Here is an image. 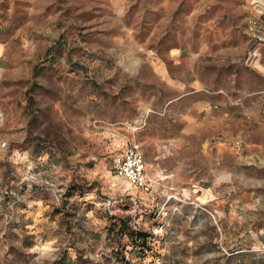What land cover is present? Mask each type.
Wrapping results in <instances>:
<instances>
[{"label":"rangeland","instance_id":"obj_1","mask_svg":"<svg viewBox=\"0 0 264 264\" xmlns=\"http://www.w3.org/2000/svg\"><path fill=\"white\" fill-rule=\"evenodd\" d=\"M0 264H264V0H0Z\"/></svg>","mask_w":264,"mask_h":264},{"label":"built area","instance_id":"obj_2","mask_svg":"<svg viewBox=\"0 0 264 264\" xmlns=\"http://www.w3.org/2000/svg\"><path fill=\"white\" fill-rule=\"evenodd\" d=\"M114 167L120 179H125L144 193L152 191L154 177L138 143L127 144L124 151L114 159Z\"/></svg>","mask_w":264,"mask_h":264},{"label":"trees","instance_id":"obj_3","mask_svg":"<svg viewBox=\"0 0 264 264\" xmlns=\"http://www.w3.org/2000/svg\"><path fill=\"white\" fill-rule=\"evenodd\" d=\"M126 230V229H125ZM128 230H129V232H132L131 233V236L132 237H136V239L135 240H142L144 243L146 242V240H147V238H148V233H145V232H136V231H131V229H129L128 228Z\"/></svg>","mask_w":264,"mask_h":264}]
</instances>
